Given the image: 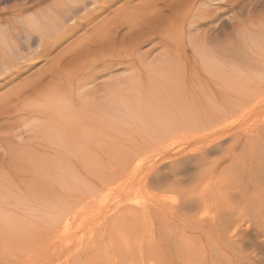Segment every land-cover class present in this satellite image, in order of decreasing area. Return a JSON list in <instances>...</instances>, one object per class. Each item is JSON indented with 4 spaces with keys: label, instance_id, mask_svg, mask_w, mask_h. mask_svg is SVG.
I'll list each match as a JSON object with an SVG mask.
<instances>
[{
    "label": "bare ground",
    "instance_id": "6f19581e",
    "mask_svg": "<svg viewBox=\"0 0 264 264\" xmlns=\"http://www.w3.org/2000/svg\"><path fill=\"white\" fill-rule=\"evenodd\" d=\"M224 17L230 29L224 28ZM263 99L264 0H0V232L24 236L23 226L42 217L70 227L74 220L68 216L88 201L81 204L78 195L58 198L79 189L81 171L75 165L96 167L107 160L110 172L116 164L114 175L133 179L143 150L193 130L200 133V145L186 155L171 153L168 145L171 154L153 161L152 175L143 177L144 183L180 188L178 199L167 200L163 193L152 204L116 201L108 208L105 203L106 217L99 211L94 219L83 207L91 223L80 244L92 243L96 252L106 237L110 243L141 245L131 229H142L140 219L168 208L173 224L167 233L176 235L168 241L184 255L193 253L187 225L179 222L188 217L190 225L197 220L200 229H215L239 246L243 225L233 204L247 201L250 207L264 198L241 193L231 200L209 193L216 182L203 181L204 175L183 173L193 163L201 172L214 154L227 152L226 139L235 160L239 145L263 147L264 118L249 123L244 135L245 122H228L236 115L247 120L244 114ZM92 186L87 183L93 192ZM205 260L227 264L223 257Z\"/></svg>",
    "mask_w": 264,
    "mask_h": 264
},
{
    "label": "rangeland",
    "instance_id": "374dc122",
    "mask_svg": "<svg viewBox=\"0 0 264 264\" xmlns=\"http://www.w3.org/2000/svg\"><path fill=\"white\" fill-rule=\"evenodd\" d=\"M146 17L147 15L145 13V18ZM139 19L140 18H136L135 20L138 22ZM225 19H227V17H224V20ZM227 21L228 20H225L224 22V28L230 29L231 23ZM147 48L148 47H145V49L143 50L145 51ZM104 78L107 79L109 77L106 75ZM262 101L264 103V99L261 100L260 102L262 105H260V103L258 104L255 103L254 105L256 107L252 106V109L250 110L252 112L251 114L250 111L249 113L244 114L245 116L248 117L247 120L246 117L244 116L241 117L236 115L234 116L233 119H230L228 122L232 120H237L236 124L240 122L241 123L245 122L247 125H245L246 127L244 126L245 129L242 132V134L244 135L245 133L248 132V129L252 126L250 124H253L257 120L264 118V106ZM249 118L250 120H248ZM209 128L211 129V127H208L207 129L210 130ZM207 129L204 131L208 132ZM199 134L198 131H193V130H190L189 132L187 131L183 134L177 133L174 135L172 139L168 140V142L160 143L152 147L150 146L147 150H143V153L140 155V157L143 158V160L139 163V166L136 167L135 172L137 176L133 179L125 180L124 178L118 177L117 175L118 172L115 173L116 175H114L113 173L115 172L114 169H117V167L115 166L116 164L115 162L111 163L115 165H114V169H112L113 172H110L107 168L110 162L107 163V160L100 161L96 167L94 166L83 167L80 165H75V168L79 169V170L76 169L75 171L76 172L78 171L79 173L81 171V173L77 175L78 176L80 175V177L78 178L81 179L80 181L83 183V185H81V182L78 181L79 183L78 190L74 191V193H58V198L59 197L63 198L64 196H70V199L74 200L73 198L76 197L78 199L79 197V200L77 199L76 200L77 201L82 200L80 202L81 204H84L85 200H88L87 204H84L85 206L84 205H80V206L82 210L84 207V211L87 210L86 211L87 213L91 212L89 216L93 217V219L94 216L95 218L99 217L100 213L102 214V215L100 214V216L106 217L105 215L107 214L106 213L104 214L103 212V211L106 212L105 206L106 207L108 206L109 208L113 206V204H116L115 203L116 201L117 203L118 202L121 203V205L123 203L124 205L125 204L134 205V203L136 202L152 204L155 201H157L160 195L163 193H164L163 195L166 196L167 200L168 199L170 201L172 199L177 200L179 195H176V193L179 194L183 192V191H179L180 188H176V189L162 188L150 182L144 183L143 177L152 175L149 168H150V164L153 161L162 160L163 158H165V155L167 156L172 152H176V150L177 151L184 150L185 153L182 152V155H186V153H188L189 151L200 145L197 141L199 139L197 138ZM168 145L170 146L172 145L174 149L172 147L171 149L170 147L168 148ZM224 147L228 148L227 152L223 153V155L214 154V157H212V160L214 162H211L208 166L202 168L201 172L192 169L194 167L193 166L194 163L193 165H188L185 172L183 173V177H187L189 176V174H195V175L202 174L204 175L203 181L209 180V183L216 182V185L214 186L213 190L210 191L209 193L227 194L226 197L230 196L231 200H234V197L236 201L239 200L238 196L236 198L234 194H241V193H243L244 194L243 196L246 197H249L253 194H258L261 195L263 199L264 194L262 193H264V146L263 147L259 146L258 148L253 145H249L246 147L239 145L238 148L236 149L237 154H239V158L236 160L232 158L230 153H228L229 151H231V149H233L232 141L230 139H226V141L224 142ZM165 150H167V152H165ZM169 151H171V153H169ZM102 153L105 157L103 151ZM101 163H103V165ZM102 167L105 169V171L103 170ZM88 170L90 173H94V174H88L89 173L87 172ZM106 170H108L113 175H111L110 173L108 175V171ZM81 176H83V179L86 178L87 181L85 179H84L85 181L82 180ZM116 178L118 179V181L116 180ZM87 183L88 185L92 184L94 186V187L92 186L94 194L90 189L87 188ZM194 184L195 182L192 185H189L190 186L189 189H192ZM87 189L88 191H84ZM79 192L82 194V196L80 195ZM229 193L232 194L230 195ZM171 196H175V198ZM81 197H84L85 199ZM257 200L260 201L259 199ZM244 203L245 202L243 203L241 202L240 204H238V206L237 205L235 206L233 204L235 210H233L234 208L231 210L235 212V213L233 212L234 215L237 214L235 216H238L239 218L242 219L241 221L243 225L242 226L243 230L242 229L241 230L243 232L241 236L239 235V238L240 240H242V243H238L239 246L236 244L234 245L230 244V242H228L225 238L221 237V234L215 229L211 233L208 231L209 229L208 227L206 228L202 227L200 229L202 225L199 224L197 220H195L196 221L195 224L194 221H192L193 224L196 226L187 223V221L189 222L191 220L190 217L187 218L188 220H184V221L180 220L179 222L181 223L183 222L182 224L187 225L186 226L187 233L185 235L186 236L185 238L187 242H190V244L188 245L189 247L188 250L193 252L192 255H187L188 259L186 253L184 255L176 243H172L168 241L169 238H172V235L173 237L176 236L174 235V232H172V234L167 233L169 232V230H171V227L169 226L173 224L172 221L169 218H167V215L169 214L168 208H163L158 213L151 212L149 213V216L140 219V221L143 223L140 224L142 229L138 227L134 230L131 229L130 234L135 238L138 236L137 237L139 240L138 244L141 245H137V244L132 245L130 243L132 247L128 245L129 247H131L130 249H128L129 247L124 243H122V245L126 246V248L119 244V242H121L120 239H119L120 241L117 240L118 244H116L114 241H112L113 243L112 242L110 243V238L108 240L106 237L105 238L106 241L102 243L103 245L100 243L99 245L100 247L98 246L97 251L100 252H96L92 243L86 245L80 244V240L86 239L88 235L87 225L91 223L90 221L91 218H89L88 214L87 213L85 214V212H83L79 208L80 206H78L79 210L77 209V212L74 211L73 212L74 214L71 213L72 216L71 215L68 216L73 218L74 220V222L71 220V223H69L70 224V227L68 226L69 228L65 227L63 222H58V220L53 221L54 223L53 222L50 223L48 221L43 222L42 220L44 217H42V220L37 219L36 223H31L28 226H23L24 236L20 234L19 235L14 234L15 232L9 229H6V232L3 231L0 232V257L3 256L1 257L2 260L0 258L1 260L0 264L1 263L2 264H117V263L119 264L120 260H121L120 264H154V262L155 264H183V263L185 264L190 260H192L191 258L198 256V254L199 256L201 255L200 258L201 259L204 258V260L205 259L209 260L212 258L216 260L218 258V260L216 261H221L223 257L225 263L227 264H230V262L231 264L234 263L236 259H237L235 261L236 264L239 263L250 264V262L253 263L254 260L257 261L258 258L259 259L257 261V264L258 263L260 264L259 262L260 260H263V264H264V199L262 203L258 205L250 203L251 204V205L249 204L250 207L246 206L247 201L245 204ZM240 205H243V207ZM97 207H99L98 211H97ZM54 209L57 210L56 208ZM95 213L97 214V216ZM119 214L117 213L115 216L111 217L109 221L112 222V219H114V217H116ZM80 216L82 220L84 219V217L86 218L82 221ZM167 219L171 223L168 222ZM176 222L178 221L176 220ZM168 227L170 229H167L166 231V228ZM101 231L103 230L101 229ZM177 231L178 228H176V232ZM1 235L2 236L4 235L6 237H2ZM13 235H14V239H13ZM16 236H23V237L18 239V237L16 238ZM57 236H59L60 238H58ZM8 238L10 239V241ZM6 240L8 242H6ZM13 242H15L16 244ZM114 244L116 245V248L114 247ZM192 245H194V248L197 249L192 250L193 249ZM102 246L106 247V249L104 250V247L102 248ZM119 248L121 249L119 250ZM99 249H103L104 252H102L103 250H99ZM122 249L127 250V252L122 253L121 255L124 254L123 256H119L121 252H125ZM173 249L176 251H174ZM117 251H119L118 254ZM179 251L181 252V254H179L180 253ZM218 251L221 256L217 255ZM191 252L189 254H191ZM180 255L184 257H180ZM235 255H237V257ZM118 256L121 257L120 260L118 259ZM198 257H196L198 260L194 258V260L190 261L189 263L192 262L191 264H194L195 261L197 262L200 261L201 259ZM123 259L125 260V262L122 261ZM205 261L204 262L201 261V263L199 262L198 264H204ZM210 261L211 260L206 262L210 264L211 263ZM197 262H195V264H197ZM214 264H218V263L215 262Z\"/></svg>",
    "mask_w": 264,
    "mask_h": 264
}]
</instances>
